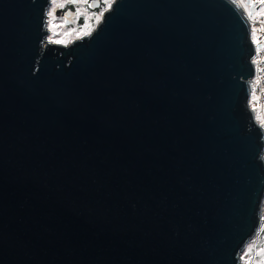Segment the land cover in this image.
I'll return each instance as SVG.
<instances>
[{"label":"water","instance_id":"obj_1","mask_svg":"<svg viewBox=\"0 0 264 264\" xmlns=\"http://www.w3.org/2000/svg\"><path fill=\"white\" fill-rule=\"evenodd\" d=\"M48 4L0 0V264H240L264 202L245 14L114 0L65 46Z\"/></svg>","mask_w":264,"mask_h":264},{"label":"flooded vegetation","instance_id":"obj_2","mask_svg":"<svg viewBox=\"0 0 264 264\" xmlns=\"http://www.w3.org/2000/svg\"><path fill=\"white\" fill-rule=\"evenodd\" d=\"M113 1L49 0L45 14L46 41L69 45L75 38L66 40L79 31L86 30L97 13L102 12L103 17Z\"/></svg>","mask_w":264,"mask_h":264},{"label":"built area","instance_id":"obj_3","mask_svg":"<svg viewBox=\"0 0 264 264\" xmlns=\"http://www.w3.org/2000/svg\"><path fill=\"white\" fill-rule=\"evenodd\" d=\"M258 1L263 0H249L247 6H256V8L253 10L254 12L257 9ZM239 7L242 9L240 5ZM245 13L246 20L248 23L249 38L254 48L253 55L250 57V61L253 66V75L247 79L249 89L247 105L252 111L254 120L264 130V16H261L258 20H251L250 15L252 13L249 14L246 10ZM254 104L259 105L260 119H258L256 116L257 112L256 108L253 107ZM262 216L263 210L261 212V217Z\"/></svg>","mask_w":264,"mask_h":264},{"label":"rangeland","instance_id":"obj_4","mask_svg":"<svg viewBox=\"0 0 264 264\" xmlns=\"http://www.w3.org/2000/svg\"><path fill=\"white\" fill-rule=\"evenodd\" d=\"M238 5H240L243 10H246L249 13L250 6L248 7V3L246 0H235ZM252 7H254L252 5ZM256 6L254 7V9ZM253 12V11H252ZM261 16H264V0L258 1L257 9L250 15L251 20H258ZM102 20V12L97 13L93 17V21L89 25L86 30L79 31L75 35H72L71 38H79L84 35L90 34L101 22ZM253 107L256 108V116L260 119L259 116V105L254 104ZM264 205V203H263ZM240 264H264V206H263V216L261 217V223L259 226V231L256 232L245 244L243 249L240 251Z\"/></svg>","mask_w":264,"mask_h":264},{"label":"bare ground","instance_id":"obj_5","mask_svg":"<svg viewBox=\"0 0 264 264\" xmlns=\"http://www.w3.org/2000/svg\"><path fill=\"white\" fill-rule=\"evenodd\" d=\"M234 3H236V1L235 0H232ZM237 4V3H236ZM239 6V5H238ZM239 9L241 10V12H243L244 14H246L245 13V10H243V8L241 9L240 7H239Z\"/></svg>","mask_w":264,"mask_h":264}]
</instances>
